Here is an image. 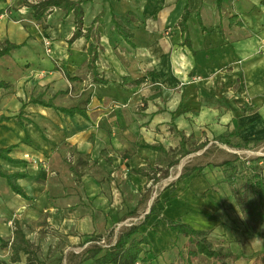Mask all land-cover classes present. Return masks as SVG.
Segmentation results:
<instances>
[{
  "label": "crops",
  "instance_id": "1",
  "mask_svg": "<svg viewBox=\"0 0 264 264\" xmlns=\"http://www.w3.org/2000/svg\"><path fill=\"white\" fill-rule=\"evenodd\" d=\"M24 1L0 0V47L25 43L0 58V82L9 84L0 88V148H12V162L0 159V173L19 174L17 184L29 197L16 194L0 175V263L28 264L25 252L12 262L20 229L42 264H95L85 260L94 241L68 257L64 240L101 235L114 219L128 217V198L150 183L144 173L162 168L158 153L145 145L175 150L177 131L208 142L207 152L189 155L198 157L210 154L211 146H226L218 137L238 132L239 139L230 140L251 142L244 150L263 156L264 169V0H222L220 8L218 0H83V33L99 19L102 50L95 69L86 37L70 42L73 15L56 9L38 24L13 19L7 8ZM187 5L191 46L180 28ZM113 16L133 35L132 43L119 34ZM39 98L80 107L86 116L59 114L35 102ZM170 140L178 145L169 147ZM197 166L204 167L201 173L180 179L156 205L163 216L168 208L174 218H167L212 235L221 222L206 214L219 211L222 201L208 167ZM143 195L138 206L146 202ZM151 218L161 226L159 216ZM252 236L251 246L263 249L264 239Z\"/></svg>",
  "mask_w": 264,
  "mask_h": 264
},
{
  "label": "trees",
  "instance_id": "2",
  "mask_svg": "<svg viewBox=\"0 0 264 264\" xmlns=\"http://www.w3.org/2000/svg\"><path fill=\"white\" fill-rule=\"evenodd\" d=\"M121 1V0H116ZM27 2V6L30 8L31 20L38 23L43 22L48 14H51L54 10L58 9L65 13L66 16H74L75 32L70 40H74L85 36L89 43V55H90V68L95 69V63L98 59L99 52L102 50L99 33L95 30L99 19H97L93 26L88 29L86 33H83L84 29V9L83 0H44L38 2L37 4H31ZM222 0H218V7L220 8ZM1 14V13H0ZM190 10L188 5L186 6L185 12L181 20V31L183 33V43L191 46L190 34L188 22L190 18ZM112 22L123 38L132 43L133 35L125 27V25L119 20L118 17L113 16ZM199 22L202 26V21L199 18ZM203 27V26H202ZM25 45L13 44L11 42H6L0 47V58L10 55L14 50L20 49ZM137 83L141 81H136ZM0 88H9V84L6 82H0ZM35 102L41 103L43 106L52 108L54 107L51 101H43L41 98L37 99ZM58 109V108H57ZM61 112L73 113L72 109L59 108ZM72 110V111H71ZM3 118L0 119V122ZM180 136L179 145L175 150H167L163 146H153L145 145L146 148L154 150L158 153V161L162 165V168H155L152 173H144L147 176L149 182H159L162 179L169 177L171 169L176 167L184 158L187 156L205 150L208 142H202L198 144L194 137H187L184 132L177 131ZM239 139V133L235 132L231 135H223L215 139L220 144H225L231 148H238L239 150L249 149L251 142L242 141H231L230 139ZM260 143H254V146H259ZM12 148H0V159L12 162L9 157ZM208 149H206V152ZM263 158V157H262ZM257 158L251 161V165L241 162V158L235 155L234 159L223 161L220 166L229 168L232 174L241 175L245 180V184L249 190H251L253 196L251 198H245L243 201V217L248 229L264 239L262 235V228H264V169L263 166L259 164L260 159ZM242 163V164H241ZM203 166L191 165L186 166L180 179H186L192 176L194 173H201L203 171ZM1 176L5 177L11 187V189L24 198H29L28 195L21 189L17 184L19 179V174H7L0 173ZM81 176L79 175V178ZM147 196L143 195L142 201H146ZM170 199L167 200V202ZM152 216H159L163 222L168 226V229L176 233L178 236H184L185 238L191 240L195 245V250L190 251L189 256L192 257H204L208 260H214L220 262L221 264H226L228 259L236 258L233 250L230 246L220 244L215 245L210 240V231L198 230L193 228L191 225L183 222L180 219H169L163 216L161 210L156 204L152 205L149 213L146 215L145 222L148 221ZM208 219L213 221H219V217L216 215L206 214ZM140 233L139 225H132L128 229H125L118 237L114 244H110L107 247L96 245L91 247L85 252V260H93L95 264H146L149 257L154 254L153 244L149 237L143 235L137 237ZM98 238H91V241H98ZM147 247L149 249H147ZM12 248V262L15 263L19 260V255L21 252L28 254V264H42L37 256V252L33 248L32 244L26 239V236L20 229H17L14 234V239L11 245ZM84 255V256H85ZM83 260L78 261L74 264H82ZM3 264V263H0Z\"/></svg>",
  "mask_w": 264,
  "mask_h": 264
},
{
  "label": "rangeland",
  "instance_id": "3",
  "mask_svg": "<svg viewBox=\"0 0 264 264\" xmlns=\"http://www.w3.org/2000/svg\"><path fill=\"white\" fill-rule=\"evenodd\" d=\"M34 1V0H32ZM20 6L18 3L13 4L10 8L8 7L9 11L12 12L11 17L13 19H21L23 17L31 20L30 15V8L27 6V2H21ZM16 7L22 11H19L18 14L16 12ZM26 9H23V8ZM52 14V13H51ZM50 14H48L49 16ZM35 24H38L36 21H32ZM46 49V48H45ZM47 50V49H46ZM53 103V101H51ZM54 110H56L59 114L68 115L69 117H73L75 115L85 117L86 111L81 109L80 107L75 108H64V109H72L73 113H65L61 112L59 107L53 103ZM58 108V109H57ZM71 110V111H72ZM169 147L172 148V145H178L176 141L170 140ZM211 146V153L204 156H188L184 158L176 167H174L168 178L162 179L159 182L153 183L150 182L148 187L143 185L139 189V193L133 196H130V217L126 216V218L121 219V217H117L112 221L113 227L106 232L102 233L101 235H89V236H81L79 237V241H74L72 244L70 243L71 240L64 242L68 243L70 246V251H68V257L70 256L71 252L75 251L77 253L83 252L85 249H82V246L85 243L92 242L91 238H98V241H94V245H89V247H93L96 245L107 247L110 244H114L118 239L119 235L125 230L131 227L132 225H139L140 233L137 237H141L143 235H147L150 237L152 241V246L154 247L152 254L149 257L148 262L146 264H221L220 262L214 260H208L204 257H192L190 258L189 253L190 251L195 250L194 243L185 238L184 236H178L176 233L171 232L168 229L167 224L161 222L160 225H154V221L150 218L148 221L145 222L146 214L149 212V209L154 204L161 203V196L162 194L167 195L176 189V184L180 182V176L182 174L183 168L188 164H197V165H206L209 169L207 175L209 177H213L215 181L214 185L212 186L213 190H216L222 201V206L219 211H215L217 216L219 217V221L221 224L217 232H213L210 235V240L215 245L224 244L230 246L233 250L236 258L228 259L226 264H264V248L259 249L260 246L256 245V247L251 246L249 242L250 238H255L252 236L253 233L248 229L244 220H241L239 215L237 214L236 209L242 213L243 209V201L245 198H251L253 196L251 190L245 184V180L241 175L232 174V171L229 168L221 167L220 164L225 160L234 159L235 155L241 158V162L247 163V165H251V161L257 159L259 155L254 154L252 151L249 150H239L238 148H231L229 146ZM263 156L259 157L262 158ZM70 161V160H69ZM72 161H70V164ZM242 164V163H241ZM121 183L117 182L114 184V190L118 195L119 186ZM201 188H194V190H202ZM147 192V199L146 202L140 204L138 206L137 200L140 199V196ZM118 200L120 199L118 195ZM142 199V198H141ZM127 200V201H128ZM114 202V201H113ZM175 209V208H173ZM173 210L168 208L165 209V215L169 218H174L173 214L171 213ZM128 215V214H127ZM193 227V226H192ZM194 228V227H193ZM262 235L264 236V228L261 230ZM261 238V237H260ZM73 249V251H72ZM147 249H149L147 247ZM58 259L63 263L64 253L62 255L57 256Z\"/></svg>",
  "mask_w": 264,
  "mask_h": 264
},
{
  "label": "built area",
  "instance_id": "4",
  "mask_svg": "<svg viewBox=\"0 0 264 264\" xmlns=\"http://www.w3.org/2000/svg\"><path fill=\"white\" fill-rule=\"evenodd\" d=\"M41 1H44V0H34V1H29L31 4H37L38 2H41ZM44 44H45V46H46V48H47V52H48V54H51L52 52H51V45H52V43H51V41L50 40H45L44 41ZM41 162H43V161H41ZM46 164V163H45ZM137 264H140V263H137Z\"/></svg>",
  "mask_w": 264,
  "mask_h": 264
},
{
  "label": "clouds",
  "instance_id": "5",
  "mask_svg": "<svg viewBox=\"0 0 264 264\" xmlns=\"http://www.w3.org/2000/svg\"><path fill=\"white\" fill-rule=\"evenodd\" d=\"M236 211H237V214L239 215L240 219L244 220V217L241 215V213L237 209H236Z\"/></svg>",
  "mask_w": 264,
  "mask_h": 264
}]
</instances>
